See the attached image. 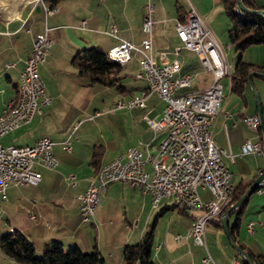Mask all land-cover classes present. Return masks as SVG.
Returning a JSON list of instances; mask_svg holds the SVG:
<instances>
[{
    "label": "crops",
    "instance_id": "1",
    "mask_svg": "<svg viewBox=\"0 0 264 264\" xmlns=\"http://www.w3.org/2000/svg\"><path fill=\"white\" fill-rule=\"evenodd\" d=\"M256 2L264 6V0ZM149 5L154 21L153 53L158 62L167 64L177 58L181 61L177 75H194L190 87L179 90L178 94L202 91L214 82V72L203 66L196 52L184 47L176 29L177 21L185 19L191 6L223 44L229 65L225 76H229V83L226 89L224 76L221 82L226 98L213 126V140L228 151L224 161L232 172L234 185L253 183L264 171V153H242V145L248 140L264 145V131L251 127L243 118L258 114L256 98L252 101L248 95V91L253 92L249 82L242 94L232 90V73L243 56L230 41L231 18L226 0H62L53 8L45 0H0V114L17 97L20 74L35 38L47 28L52 46L39 70L53 99L43 107L42 114L1 137V142L32 145L47 136L55 142L54 153L58 158L55 168L36 163V169L42 173L37 184H12L4 198L0 195V243L6 232L19 230L34 243L38 254L48 242L60 240L65 248L75 245L84 251L97 248L104 257L101 264H124L125 245L140 241L150 224L157 220L153 237L155 264H206L203 262L206 248L197 245L190 235L193 216L202 211L182 209L176 197L164 198L155 206L150 193L128 182L114 181L102 194L92 219L85 220L81 213L79 195L102 165L119 155L125 158L128 148L140 142L144 143L145 151L157 154L166 136L165 132L155 133L145 118L162 116L166 101L158 93L148 94L144 107L116 108L119 101L148 92V81L137 76L141 70V53H133L132 59L124 64L123 72L126 76L128 66L139 81L128 82V86L124 77L120 81L121 90L90 83L78 74L73 64L77 54L92 46L107 53L121 39L141 43L148 37L143 24ZM245 61L261 63L255 58ZM263 80L253 78L264 113ZM109 88L116 89L119 95ZM66 144L71 149H66ZM99 147L102 154L94 163L95 150ZM146 170L152 171L150 163ZM199 193L204 200L212 197L207 187H200ZM242 206L240 214L234 211L230 215V230L240 217L238 239L255 254L264 256V190L256 189ZM161 209L164 211L159 214ZM226 212L206 227L209 252L215 264H249L231 245L223 228L222 217ZM250 221L254 222L252 231L248 227ZM178 235L182 238L178 239ZM0 264L19 263L0 248Z\"/></svg>",
    "mask_w": 264,
    "mask_h": 264
},
{
    "label": "built area",
    "instance_id": "2",
    "mask_svg": "<svg viewBox=\"0 0 264 264\" xmlns=\"http://www.w3.org/2000/svg\"><path fill=\"white\" fill-rule=\"evenodd\" d=\"M52 11V10H48ZM152 6L149 5L145 15L143 29L148 37L136 44L121 39L114 48L128 56V61L134 52L141 53V70L139 78L148 81V92L134 95L127 101H119L116 108L144 107L146 97L152 92L166 101L163 114L159 119L146 116V120L155 133L165 132L157 154L145 151L144 143L130 146V163H123L120 155L107 162V177L102 178L98 187H87L79 195L81 213L84 219H92L96 208L102 200V194L108 185L114 181L128 182L132 186L152 195V202L159 205L164 198L176 197L179 206L191 211L201 210L193 216L190 235L197 245L206 248L207 254L203 258L206 264L214 263L206 241V227L212 219L219 216V208L229 203L230 193L235 189L232 172L226 165L224 157L228 154L225 148L218 146L213 140V118L217 117L226 93L222 84L223 77L229 73L225 47L209 29L199 12L191 6L184 20L176 23V29L184 47L196 52L204 67L214 72L213 84L202 91L184 92L179 90L190 87L192 73L177 75L181 70V61L177 60V67H164L158 62L153 53L151 16ZM113 34L116 30L113 29ZM52 46L50 29L39 33L32 47L31 54L26 60L20 79L26 80L27 95L25 105L19 109L18 118L7 122L0 133V195L6 196L7 188L12 184L35 185L42 173L36 169V163L49 168L58 165V158L54 153L55 142L50 137H42L34 147L26 145H5L1 137L9 132L28 124L37 114H42L43 107L52 103L53 99L46 91L44 79L40 73V64L47 58ZM176 54L179 49L175 50ZM14 99V98H13ZM11 99L0 114L3 118L9 111ZM23 110H30V117L26 124H19V115ZM231 116V114H228ZM244 121L253 128L260 127L258 114L244 115ZM71 149L69 144L64 146ZM262 152V142L246 141L242 145V153ZM152 165V171L146 170V165ZM74 176H70V180ZM207 187L212 193L208 200L202 199L199 188ZM264 190V178L259 182L257 191ZM1 212V210H0ZM253 221L248 224L253 230ZM181 239V235L177 236Z\"/></svg>",
    "mask_w": 264,
    "mask_h": 264
},
{
    "label": "trees",
    "instance_id": "3",
    "mask_svg": "<svg viewBox=\"0 0 264 264\" xmlns=\"http://www.w3.org/2000/svg\"><path fill=\"white\" fill-rule=\"evenodd\" d=\"M50 8L56 7L62 0H45ZM243 3L251 9H262L256 0H243ZM226 8L231 18L230 41L235 49L242 52L249 46L264 44V17L257 13L240 11L237 0H226ZM78 74L89 80L90 83H99L106 86H114L118 90L123 89L121 80L125 77L124 64L111 58L97 46L87 48L79 53L73 60ZM251 71L264 73V63L255 64L247 62L240 57L232 73V90L242 94L248 83V75ZM261 130V127L258 128ZM102 154L101 148L95 150L93 162L96 163ZM250 182H240L230 197L229 203L223 207L218 217L228 211L230 207L244 194ZM177 202V199H176ZM177 205V203H176ZM182 209H186L181 206ZM243 206L235 209L237 214L242 211ZM161 209L159 214H162ZM216 219V218H215ZM238 220L240 217L237 218ZM214 220V219H212ZM211 220V221H212ZM238 220L230 230L232 239L252 258L254 264H264V256L252 252L245 244L238 239ZM156 221L150 224L149 230L137 243H129L124 247V264H155L153 258V237ZM1 250L19 264H101L104 260L102 253L96 248L92 251H84L79 246L65 248L60 240L48 242L41 254H38L34 243L29 240L21 231L15 230L6 232L1 237Z\"/></svg>",
    "mask_w": 264,
    "mask_h": 264
},
{
    "label": "bare ground",
    "instance_id": "4",
    "mask_svg": "<svg viewBox=\"0 0 264 264\" xmlns=\"http://www.w3.org/2000/svg\"><path fill=\"white\" fill-rule=\"evenodd\" d=\"M108 55L120 62L121 64H125L128 62V56L125 53L121 52L119 49L112 48L108 51ZM164 67H177V60H173L170 63L164 64ZM20 79V78H19ZM26 95H27V86L26 80L20 79L18 86V95L16 98L12 100L9 105V111L5 112L3 118H0V133H2V129H5L7 122H11L12 119L18 118L19 109H21L26 103ZM28 117H30V110H23V113L19 115V124H26L28 122ZM216 117L213 118V126L215 124ZM26 147H34L32 145H26ZM126 157L120 156V160H123V163H130V148H128L126 152ZM107 177V163L102 165L97 171L95 177L90 180L88 187H98L101 183L102 178ZM234 189H232L230 193V197L233 193ZM230 200V198H229ZM223 207L219 208V214L221 213ZM90 220V219H86Z\"/></svg>",
    "mask_w": 264,
    "mask_h": 264
},
{
    "label": "water",
    "instance_id": "5",
    "mask_svg": "<svg viewBox=\"0 0 264 264\" xmlns=\"http://www.w3.org/2000/svg\"><path fill=\"white\" fill-rule=\"evenodd\" d=\"M238 6L241 11H247L251 13H257L260 14L264 17V9H251L247 7L244 3L243 0H238ZM254 76L261 77L264 79V73L259 72V71H251L248 75V82L251 85L256 101H257V107H258V115L260 118V126L264 131V113L262 109V105L260 102V97L259 94L255 88L253 78ZM264 178V171L253 181V183L247 188V190L244 192V194L228 209V211L223 215L222 217V225L229 237V241L231 245L243 255V257L246 259V261L249 264H254L252 258L231 238L230 236V227H229V217L230 215L235 211L236 208L242 206L245 204L251 194L257 189L259 182Z\"/></svg>",
    "mask_w": 264,
    "mask_h": 264
},
{
    "label": "rangeland",
    "instance_id": "6",
    "mask_svg": "<svg viewBox=\"0 0 264 264\" xmlns=\"http://www.w3.org/2000/svg\"><path fill=\"white\" fill-rule=\"evenodd\" d=\"M257 47V48H256ZM235 49V48H234ZM232 52H234V50H232ZM242 56L243 58L247 59V58H255L256 60H261L259 62H261L260 64H263L264 63V44H255V45H252L248 48H246L243 53H242ZM239 58V55L235 58L236 60ZM245 59V60H246ZM129 72V73H128ZM125 73L127 74L125 76V78L123 79V81L128 85V82H136V81H139V79H136V75L135 73H132L129 71V68L128 66H126L125 68ZM264 81V80H263ZM223 83L225 85V87L227 86V84L229 83V76H225L224 79H223ZM129 86V85H128ZM111 89V91H114L116 94L119 95L118 91L114 88H109ZM227 89V87H226ZM250 92L248 91V95L250 97V99L252 101L255 100V95L253 92H251V94H249ZM236 178V177H235ZM255 195V193H254ZM161 207V205L156 209V212L158 211V209Z\"/></svg>",
    "mask_w": 264,
    "mask_h": 264
}]
</instances>
